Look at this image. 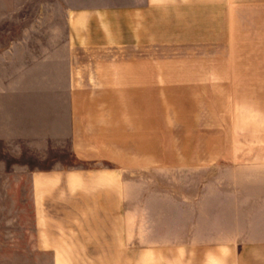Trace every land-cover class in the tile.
I'll list each match as a JSON object with an SVG mask.
<instances>
[{
    "label": "crops",
    "instance_id": "0c3cea01",
    "mask_svg": "<svg viewBox=\"0 0 264 264\" xmlns=\"http://www.w3.org/2000/svg\"><path fill=\"white\" fill-rule=\"evenodd\" d=\"M69 1L70 90L222 82L232 152L187 189L116 162L34 168L35 245L54 264H264V0Z\"/></svg>",
    "mask_w": 264,
    "mask_h": 264
},
{
    "label": "rangeland",
    "instance_id": "374dc122",
    "mask_svg": "<svg viewBox=\"0 0 264 264\" xmlns=\"http://www.w3.org/2000/svg\"><path fill=\"white\" fill-rule=\"evenodd\" d=\"M70 4L0 0V264H54L34 242V168L116 162L125 178L187 189L208 181L232 152L222 82L123 93L70 90ZM147 162L154 169L127 170Z\"/></svg>",
    "mask_w": 264,
    "mask_h": 264
}]
</instances>
